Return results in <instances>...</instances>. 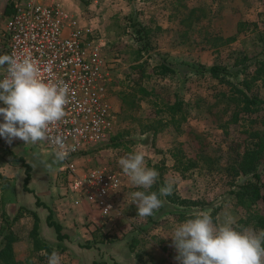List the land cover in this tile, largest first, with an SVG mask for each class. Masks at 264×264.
I'll return each mask as SVG.
<instances>
[{"label": "rangeland", "instance_id": "374dc122", "mask_svg": "<svg viewBox=\"0 0 264 264\" xmlns=\"http://www.w3.org/2000/svg\"><path fill=\"white\" fill-rule=\"evenodd\" d=\"M51 1L82 25L94 29L95 40L110 67L107 95L116 124L106 144L78 159L80 172L107 170L119 174L122 181L115 197V210L106 215L89 194L69 190L61 164L53 166L50 178L59 187L53 190L58 206L54 203V209L50 208L69 238L60 242L55 237L44 238L40 226L39 234L52 251L61 254V264H180L170 236L179 224L201 211H208L216 224L223 223L225 215L230 214L236 218L237 230H261L243 222L245 216L231 193L234 185L247 177L234 180L225 170L235 159L239 130L251 125L249 116L242 115L245 120L231 125L228 134L220 129L216 122L218 114L225 121L229 113H221L225 104L218 95L229 87L196 69L232 67L248 57L252 61H247L251 65L247 73H253L256 61L264 57V0ZM141 37L144 42L139 40ZM227 39L231 41L227 43ZM163 63L175 72L158 75L155 67ZM139 65L145 71L142 80L141 71L135 69ZM243 78L241 74L234 81ZM123 93L129 97L125 104ZM252 93L264 99V84L255 83ZM178 101L183 103L185 119L175 115L179 121L176 124L166 108ZM250 119H258L253 127L262 128L264 110ZM113 137L117 139L112 140ZM43 144L51 163L54 153ZM134 151L143 152L147 166L160 174L150 191L158 192L166 183H173V194L160 197L163 206L147 218L138 216L137 206L127 195L143 189L132 185L118 165L121 157ZM198 151L215 157L218 169L208 172L195 168L182 175L175 168L174 154L181 153L185 165L187 157H194ZM260 173L264 183V169ZM255 208L264 212V200ZM4 209L0 206V212ZM43 213L47 216L48 210ZM34 224L33 217L26 218L14 223L12 229L6 221H0V240L5 235L1 228L6 226L17 236L14 249L18 260L40 257V264H47V254L52 251H35L31 237Z\"/></svg>", "mask_w": 264, "mask_h": 264}, {"label": "built area", "instance_id": "2783aa9c", "mask_svg": "<svg viewBox=\"0 0 264 264\" xmlns=\"http://www.w3.org/2000/svg\"><path fill=\"white\" fill-rule=\"evenodd\" d=\"M14 11L1 28L0 41L6 54L31 56L39 62L45 82L63 80L70 85L71 102L67 115L50 136L63 137L74 145L61 172L69 180V190L87 193L106 215L115 210V197L122 187L119 174L107 170L81 173L78 159L106 144L116 124L107 95L109 66L92 27L51 0H13ZM6 72L1 79L4 78ZM53 153L55 145L45 142ZM108 211H105V210Z\"/></svg>", "mask_w": 264, "mask_h": 264}, {"label": "clouds", "instance_id": "9594fccd", "mask_svg": "<svg viewBox=\"0 0 264 264\" xmlns=\"http://www.w3.org/2000/svg\"><path fill=\"white\" fill-rule=\"evenodd\" d=\"M0 68L6 75L0 79V137L11 144L14 139L25 145L51 142L55 145L54 158L43 167L52 171L53 166L68 160L74 145L63 137L50 136L53 126L67 115L71 102L70 85L63 81L45 82L41 79L39 62L31 56L0 55ZM118 165L135 187L143 190L130 194L131 203L138 209V216H153L164 204L160 197L173 194V183L168 182L158 192L150 191L159 179V172L147 166L145 154L134 151L121 157ZM32 167H36L35 164ZM105 211H108L107 209ZM236 218L226 214L223 223H214L208 211H201L194 218L179 224L170 236L178 253L180 264H264V229L237 230ZM57 250L47 254V264H61Z\"/></svg>", "mask_w": 264, "mask_h": 264}, {"label": "trees", "instance_id": "16d2710c", "mask_svg": "<svg viewBox=\"0 0 264 264\" xmlns=\"http://www.w3.org/2000/svg\"><path fill=\"white\" fill-rule=\"evenodd\" d=\"M13 3L12 0V4ZM242 26L243 23L240 24V27ZM141 30L142 29L139 31L140 33ZM139 40L144 42L143 37ZM230 41L231 39H227L226 42L229 43ZM262 41L264 42V39ZM247 61H252V59L244 57L232 67L214 65L209 69L199 67L196 71L201 75L208 73L212 79L229 87L227 92H222L218 95L219 101L225 104V109H223L221 113L223 116L229 113L228 119L225 121H221L222 116L218 114L216 122L220 129L228 134L231 125H238L239 122L245 120L244 117H241L242 115L249 116L248 120H250L251 125L250 127H243L242 130H239L235 146V159L225 170L234 180L240 177H247L243 182L235 184L234 190L231 193L236 200L237 208L240 209L245 216L243 222L257 229H264V212L255 208V205L259 201L264 200V183L260 173V170L264 169V119L260 121L263 127L257 129L253 127V124L258 123L259 120L250 119L252 115L264 110V99L252 93L255 83L260 81L264 84V57L256 61V69L253 73H247L251 66L247 64ZM240 66H242V68H239ZM135 69L141 71L140 74L142 76L140 80H142L145 74L143 67L139 65L135 67ZM155 72L164 77L175 71L169 65L163 63L155 67ZM241 74L244 75V78L235 82L234 80ZM137 84L139 85V81H137ZM140 91H142L143 94H148V91L144 88H140ZM121 97L125 104L129 98L128 95L123 93ZM166 109L171 112L173 118H175V115H180L182 119H185V117H183L184 108L182 102L178 101L173 106L167 107ZM174 120L176 124H179L176 118ZM196 138L200 139L201 137L196 136ZM116 139L117 137L112 138V140ZM174 159L176 161L175 168L182 175L189 169L204 168L208 172L218 169V162L215 157L201 151L196 152L194 157H187V163L185 165H183V156L181 153L174 154ZM25 166L27 167V172H29L30 167L28 165ZM183 166L185 167L183 168ZM29 180L30 175L27 174L24 189L27 192L33 193L28 187ZM185 202L187 203V201H181V203ZM36 205L37 207H43L48 210L47 223L48 226L54 230L56 240L60 242L68 239V235L63 231V226L55 219L52 209L42 203L39 198H37ZM26 212L35 219L34 229L31 233V237L34 240L35 251L37 253L42 251L51 252L52 247L40 237L38 224L40 218L38 214L30 210H26ZM23 216V213H18L14 219H11L10 216L3 214L2 221L3 223L6 221L9 227L13 229V224ZM1 229L2 233H5V235L2 240H0V264H40L42 260L40 257H28L25 261L18 260L14 250V245L18 242L17 236L14 234L13 230L6 226ZM94 264L98 263L94 262Z\"/></svg>", "mask_w": 264, "mask_h": 264}, {"label": "crops", "instance_id": "0c3cea01", "mask_svg": "<svg viewBox=\"0 0 264 264\" xmlns=\"http://www.w3.org/2000/svg\"><path fill=\"white\" fill-rule=\"evenodd\" d=\"M13 11L12 0H0V33L5 19L8 20ZM3 54L6 53L3 43L0 41V55ZM4 73L5 70L0 68V79ZM3 106L0 103V107ZM2 122L3 119L0 117V123ZM43 146V143L25 145L18 138L9 144L3 137H0V206L5 208L4 212H0V216L2 217L3 214H6L11 219H14L18 213H23L24 216L15 223L16 225L23 219L32 218L29 217L26 210L36 212L40 218L39 226L42 236L49 239L55 237L56 239L54 230L48 226V215L43 216L44 208L36 205L37 198H39L42 203L54 209L53 206L54 203H57V200L55 201L53 190H59L56 182L54 183V180L52 181V178H50L52 171L46 170L41 163L42 161L44 163L49 162L48 153L45 154L47 150L43 149ZM33 164L36 167H32ZM25 165L30 167L29 172H27ZM27 174L30 175L28 187L33 193L24 189ZM1 217L0 221H2Z\"/></svg>", "mask_w": 264, "mask_h": 264}]
</instances>
